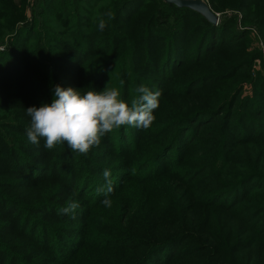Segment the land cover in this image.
Masks as SVG:
<instances>
[{
  "label": "rangeland",
  "instance_id": "rangeland-1",
  "mask_svg": "<svg viewBox=\"0 0 264 264\" xmlns=\"http://www.w3.org/2000/svg\"><path fill=\"white\" fill-rule=\"evenodd\" d=\"M74 1L0 0V264H264V0H214L211 9L227 22L213 24L218 49L208 57L204 47L214 42L201 53L188 43L182 70L167 76L151 62L164 57L149 49L160 39L144 33L150 19L158 30L177 18L162 0H138L110 23L125 0H79L73 24L66 16ZM196 18L191 36L202 34ZM198 74L213 78L182 89ZM140 84L161 92L149 128L114 127L87 154L66 142L51 150L44 139L29 142L25 110L51 104L56 85L81 94L107 85L131 106ZM178 135L152 161L158 143ZM105 169L111 207L97 192ZM235 175L250 177L233 190L222 185ZM72 201L75 218L58 214ZM186 233L144 259L156 239Z\"/></svg>",
  "mask_w": 264,
  "mask_h": 264
},
{
  "label": "clouds",
  "instance_id": "clouds-1",
  "mask_svg": "<svg viewBox=\"0 0 264 264\" xmlns=\"http://www.w3.org/2000/svg\"><path fill=\"white\" fill-rule=\"evenodd\" d=\"M104 27L101 21L99 28L103 30ZM120 83L123 85L124 82ZM107 85L103 91L87 90L83 94L82 90L56 85L51 104L44 103L38 108L31 106L25 110L31 118L26 130L29 142L38 145L44 139L46 150L66 142L72 151L87 154L90 148L99 146L101 138L114 127L129 125L147 129L151 126L155 119L153 111L159 107V90L152 91L140 84L136 88L139 96L129 106L120 98L118 89H109ZM110 175V170L105 169L106 186L97 188L98 193L104 192L102 203L106 207H111V200L107 198L113 190ZM78 207L77 202H68L58 209V214L75 218Z\"/></svg>",
  "mask_w": 264,
  "mask_h": 264
},
{
  "label": "trees",
  "instance_id": "trees-1",
  "mask_svg": "<svg viewBox=\"0 0 264 264\" xmlns=\"http://www.w3.org/2000/svg\"><path fill=\"white\" fill-rule=\"evenodd\" d=\"M138 0H125L122 5L118 8L116 7V11L113 10L111 13V16H109V18L107 19V23H110L111 19L116 17L115 19H119L120 15L123 14L124 9L133 4L134 2H136ZM207 1V0H206ZM209 5L212 7V5H214V0H209ZM161 3L166 6V7H170L171 9H173V11L175 12V16L177 18L174 19H165L163 21H161L160 24V28L158 30H154L153 29V20L150 19L148 26L150 27V31H148L147 26H144V33H146L147 35L149 34V36H151L152 38H159L160 39V48L154 47L151 48L149 47V49L154 52L155 54V58L157 57H163V59H161V61H158V59L152 60L151 62H157L158 67H154L153 71L154 72H160L162 73L164 76H167V73L169 70L171 69H175V73H178L179 71L182 70L183 66H179V62L180 61H184L186 60L185 57V49L187 51V48H185L188 43H193V44H197L198 48H199V52H202L201 47L203 45H210V42H214L212 43L211 46L209 47H204L205 48V52L207 54V56L209 57V55H211L212 52L215 51V49H218L217 47H215V45H217L218 41L216 42V38L218 37L219 39H222V37H219L217 34L218 31V27L214 26L212 23H210L203 15H201L200 13L197 12H193L192 10L188 9V8H179L175 5H170L168 3H166L164 0L161 1ZM73 7L76 8V12L75 13H68V15L66 16V21L71 20V22L73 24H75V19H73V17L78 16L79 14V9L81 8L79 6V0H75L73 2ZM65 12V11H64ZM106 12V10L104 11H97L96 14H104ZM63 13V12H62ZM113 14H117L116 16H113ZM167 14H165L166 17ZM186 17V18H185ZM193 17H197L196 19V24H198V31H200L201 35H196L195 36H191L190 35V24ZM157 18H161V17H157ZM171 20V21H170ZM148 23V22H147ZM225 23H227L225 20H221V23L219 25V27H222L225 25ZM110 25V24H108ZM107 29V28H106ZM110 29V26H109ZM147 35L144 36L147 38ZM224 37V36H223ZM207 40V42L205 43V41ZM216 42V43H215ZM144 44V42H141L139 46H142ZM179 59V60H178ZM178 60V62H177ZM112 63V58H110V60L108 61V64L103 68V71L110 66V64ZM179 66V67H178ZM234 71V69H233ZM172 72V71H171ZM170 72V73H171ZM173 77V76H172ZM226 77H231V76H226ZM221 78V79H225ZM167 78V77H166ZM213 76H211L210 74H198V75H193L190 78H188L185 81L184 87L182 89H186L188 91H190L192 88L197 87L198 85H200L203 81H209L210 79H212ZM217 79V77H216ZM164 80V79H162ZM234 97V96H233ZM231 98V97H230ZM224 104V103H223ZM222 105V104H221ZM225 106H227L225 104ZM220 109V108H219ZM218 111V109L215 110V108L210 109V110H203V109H196V111H190L187 113V116L184 117V115H182V118H180V121L183 122L184 124H188L190 122H192L197 114H205V115H212L214 112ZM186 128V126H184ZM184 128V129H185ZM255 127H253V125H251L250 130H254L255 131ZM263 133V130H260ZM179 135L171 140L168 141H160L158 143V148L156 149L155 153L152 155V161L153 160H158L162 155H164L166 152H168L171 148H173L176 143L178 142L179 139ZM242 175H240L239 177H241ZM250 176L244 177L242 180L237 182V179H239L237 177V175L233 176V179L235 181H233L232 183H229V180H227L226 182H224L222 185H225V187L227 188L229 185H231V190L235 189V187H240L241 185H245L248 181ZM43 178V177H42ZM41 179V178H40ZM38 179V180H40ZM28 185V184H27ZM25 185V186H27ZM232 193V191H231ZM218 195V194H217ZM216 195V198H217ZM224 195V194H222ZM15 198H11L9 201H7L8 206H14L16 205L18 200H14ZM240 201H237V204ZM235 202L232 205H228L225 204L224 205V209H230L232 207H236ZM17 206H14V209ZM0 208H2V206H0ZM7 214V213H6ZM13 215V212L10 213V215L7 214L8 217H11ZM7 217V218H8ZM190 234H177V235H173V236H168L165 237L164 239L158 241L157 239L155 240L156 242H154L149 250L146 252V254L144 255V259L150 254L149 258L146 260L148 261L151 256L155 253H157L159 250L165 249L166 247L174 244L175 242L179 241L180 238L182 240H185L189 237ZM8 251V250H7ZM141 261V260H140ZM145 261V262H146ZM123 264V263H121ZM145 264V263H144Z\"/></svg>",
  "mask_w": 264,
  "mask_h": 264
},
{
  "label": "water",
  "instance_id": "water-1",
  "mask_svg": "<svg viewBox=\"0 0 264 264\" xmlns=\"http://www.w3.org/2000/svg\"><path fill=\"white\" fill-rule=\"evenodd\" d=\"M170 5H175L179 8H188L193 12L200 13L203 15L210 23L219 24L221 19L218 14H216L209 3L206 0H164Z\"/></svg>",
  "mask_w": 264,
  "mask_h": 264
}]
</instances>
